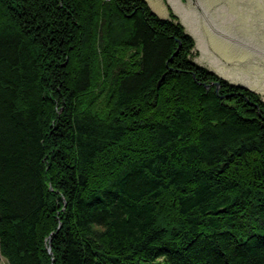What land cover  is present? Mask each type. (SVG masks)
I'll return each instance as SVG.
<instances>
[{"label": "trees", "instance_id": "16d2710c", "mask_svg": "<svg viewBox=\"0 0 264 264\" xmlns=\"http://www.w3.org/2000/svg\"><path fill=\"white\" fill-rule=\"evenodd\" d=\"M163 2L0 0V261L264 264V96Z\"/></svg>", "mask_w": 264, "mask_h": 264}, {"label": "rangeland", "instance_id": "374dc122", "mask_svg": "<svg viewBox=\"0 0 264 264\" xmlns=\"http://www.w3.org/2000/svg\"><path fill=\"white\" fill-rule=\"evenodd\" d=\"M145 1L159 18H169L163 0ZM198 1L200 18L194 14L193 0H166L196 40L201 54L194 62L202 67L210 63L207 69L220 78L264 96V55H257L264 52V0ZM0 264L6 262L1 259Z\"/></svg>", "mask_w": 264, "mask_h": 264}, {"label": "crops", "instance_id": "0c3cea01", "mask_svg": "<svg viewBox=\"0 0 264 264\" xmlns=\"http://www.w3.org/2000/svg\"><path fill=\"white\" fill-rule=\"evenodd\" d=\"M185 1H187V0H185ZM185 1H182V2H185ZM192 8H193V11H194V14H196V16L198 17V18H200V14H199V12H202L203 11V9L201 8V6H200V3H199V1L198 0H193V4H192ZM190 34V33H189ZM192 37H193V35L192 34H190ZM193 39L195 40V38L193 37ZM195 42V45H197V43H196V40L194 41ZM195 52L197 53V57L201 54V52H200V50L199 49H197V47L195 48ZM264 55V52H261V53H257V55ZM206 64H207V62H206ZM255 65V64H254ZM204 67H206V68H210V63H208V65H203ZM208 68V69H209ZM211 70V69H210ZM212 71H214L213 69H212ZM263 75V74H262Z\"/></svg>", "mask_w": 264, "mask_h": 264}]
</instances>
